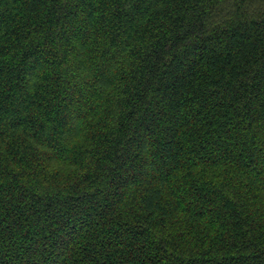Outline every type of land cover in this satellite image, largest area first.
<instances>
[{
  "label": "trees",
  "instance_id": "1",
  "mask_svg": "<svg viewBox=\"0 0 264 264\" xmlns=\"http://www.w3.org/2000/svg\"><path fill=\"white\" fill-rule=\"evenodd\" d=\"M0 264H264V0H0Z\"/></svg>",
  "mask_w": 264,
  "mask_h": 264
}]
</instances>
